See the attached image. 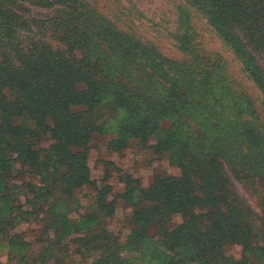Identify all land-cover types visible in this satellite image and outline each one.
<instances>
[{
  "label": "trees",
  "instance_id": "trees-1",
  "mask_svg": "<svg viewBox=\"0 0 264 264\" xmlns=\"http://www.w3.org/2000/svg\"><path fill=\"white\" fill-rule=\"evenodd\" d=\"M10 1L0 0V46L15 34L13 21L19 18L7 6ZM191 1L230 47L261 92L264 105V73L236 34L234 16L225 15L227 3ZM67 2L40 4L58 3L69 12L72 6ZM76 15L71 12L78 22ZM93 19L90 13L81 21H87L84 29L68 28L63 40L66 52L14 44L13 37L10 45L20 64L15 66L5 57L0 61V223L6 220L13 230L18 218L15 210L22 211L13 204L17 187H11L7 179L9 173H16L30 180L26 181L28 194L21 195L24 205L33 208L23 211L19 219L28 222L27 216L41 215L43 234L54 232V240H39L43 247L37 256L33 252L37 242L9 229L0 233V250L8 264H59L54 254L57 244L81 248L84 238L74 237L79 234L91 235L87 251L98 254V264L114 259L112 236L98 230L100 220L114 214L115 201H109L113 187L98 186L88 165L92 137L106 133L114 136L108 143L110 151L121 153L137 141L142 149L151 150L158 159L167 158L180 170L178 176L156 175L148 189L131 176L120 180L124 189L117 198L129 203L135 224L128 246H139L154 229L158 246L182 258L169 264H264V246L257 242L261 229L235 197L228 176L229 171L236 175L244 170L257 172L264 188V125L246 119L253 111L251 102L230 94L227 79L218 72L217 56L211 58L197 49L196 42L192 44L194 33L186 31L181 36L183 51L192 54L191 63L175 64L156 50L126 40L109 23ZM89 29L96 30L108 46L104 54L91 43ZM120 49L123 62L116 65L108 56ZM145 80L150 81L148 85ZM227 114L242 120L229 129ZM15 118L22 124L14 125ZM166 121L169 128L163 127ZM153 139L155 143L150 144ZM86 186L95 191L96 212L72 220L70 214L82 208L76 193ZM177 217L181 224L170 229ZM101 237L104 245H100ZM229 245L242 247L240 260L226 255Z\"/></svg>",
  "mask_w": 264,
  "mask_h": 264
},
{
  "label": "rangeland",
  "instance_id": "rangeland-1",
  "mask_svg": "<svg viewBox=\"0 0 264 264\" xmlns=\"http://www.w3.org/2000/svg\"><path fill=\"white\" fill-rule=\"evenodd\" d=\"M56 1L12 0L7 3L11 12L17 14L19 18L17 21H13V25H16L15 34H11L5 44L0 46V61L5 57L15 66L20 64L19 58L15 55L14 45L13 47L10 45V43L13 44L10 38L13 37L15 39L14 44L21 42L28 47L36 45L41 49L47 48L54 52H66L68 49L63 40L67 38L68 28L77 26L84 29L87 21L82 23L81 21L84 18L86 19V16L90 13L94 15L93 20L109 23L111 28L126 40L133 41L143 48L156 50L175 64H190L192 61V54L184 52L181 47V36L186 31H190L194 33L192 44L194 45V42H196L197 49L211 58L215 57L214 55L217 56L218 72L227 79L225 87L230 89V94L235 92L238 95H243L253 105V111L246 116V119L258 121V123L264 125V105L261 92L243 71L242 65L235 58L230 47L209 25L208 16L194 6L191 0H66L68 1L66 4L72 6L69 12L58 3L48 5V7L40 4L41 2ZM218 1H224V4L227 3V6H224L225 15L234 16L236 34L239 35L241 42L247 46L251 55L254 56L257 66L264 73V0ZM71 12L77 13L79 24L71 16ZM68 14L69 16H67ZM63 22L65 24L61 25ZM88 34L92 37L93 42L91 43L96 44L98 51H102L104 54L108 46H105V43L99 39L97 31L93 32L89 29ZM75 54L78 58L82 57L80 51ZM111 55L108 57L112 62H116V65L123 62L121 61V49L120 53L116 51V54L111 51ZM149 82V80H145L144 84L148 85ZM237 113L245 114L246 112L237 111ZM251 114L256 116H251ZM240 119V116L231 117L228 122L231 125H226L229 129L230 127L233 128L234 121ZM23 123L34 127L32 122ZM19 124H22V120L15 118L14 125ZM169 126L168 121L163 123L164 128H169ZM227 133L230 135L229 131ZM228 135H225L224 138ZM113 137L108 133L95 134L92 137L88 153V165L91 169L92 180L97 182L100 187L104 184L113 187V194L109 196V201H115L114 214L103 217L98 228V230H106L112 236L111 242L116 244L111 249L114 259L110 260L109 264H169L170 261L181 262L182 258L178 256V253L170 252L164 247L158 246V239L154 237V229L149 230L148 237L140 241L139 246L130 247V244L128 246L135 225L130 217L133 210L130 208L129 203L119 197L117 198L118 194H121L124 189V184L120 180L126 176H131L136 183L139 181L143 189H148L156 175L178 176L180 170L172 166L167 158L158 159L154 157L151 150L142 149L137 141H132L130 146L121 153L112 152L108 149V143ZM154 143V139L150 141V144ZM16 168L20 171V166L17 165ZM9 174L7 179L11 187H17L14 189L17 200L13 201V204L15 207L22 208V211L20 209L15 210V215L18 218L13 223L15 224L13 230H11L13 225H6L5 222L7 221L5 220L4 223H0V233H4L9 229L12 234L17 233L24 239L37 242L33 248L34 255L37 256L43 247L39 240H54V232L43 234L44 226L39 221L42 218L41 215L27 216L28 222H26L27 219L25 221L19 219V217H22L23 211L33 210V208L24 205L25 198L21 195L22 193L28 194L30 187L26 184L28 179L24 181L25 179L21 175ZM228 176L233 185L235 197L238 198L240 205L245 210L252 212L253 223L261 229L257 242L259 245L264 246V188L260 183L257 172L244 170L236 175L229 171ZM33 181L36 182L37 180L34 179ZM94 197L95 191L88 186L78 191L76 200L80 201L82 208L78 212L71 213L69 218L78 220L81 215L94 214L96 212L93 207ZM179 224H181V219L179 217L174 218L170 222L169 228L174 229ZM74 237L84 238L85 241L81 248L75 247L73 243H70L69 246H67V243L66 245L57 244L58 247L54 254L60 258L59 264H98V261H100V257L97 259L98 254L92 255L87 251L90 245L87 244L91 235L79 234ZM103 240V237H101L100 245H104ZM77 250H81L82 253H78ZM226 255L234 260H240L243 255L242 247L229 245L226 248ZM0 256L8 264V259L1 250ZM96 259L97 261H95Z\"/></svg>",
  "mask_w": 264,
  "mask_h": 264
},
{
  "label": "built area",
  "instance_id": "built-area-1",
  "mask_svg": "<svg viewBox=\"0 0 264 264\" xmlns=\"http://www.w3.org/2000/svg\"><path fill=\"white\" fill-rule=\"evenodd\" d=\"M0 264H6L2 258V256H0Z\"/></svg>",
  "mask_w": 264,
  "mask_h": 264
},
{
  "label": "crops",
  "instance_id": "crops-1",
  "mask_svg": "<svg viewBox=\"0 0 264 264\" xmlns=\"http://www.w3.org/2000/svg\"><path fill=\"white\" fill-rule=\"evenodd\" d=\"M28 252H29V251H28ZM28 252H27V253H28Z\"/></svg>",
  "mask_w": 264,
  "mask_h": 264
}]
</instances>
